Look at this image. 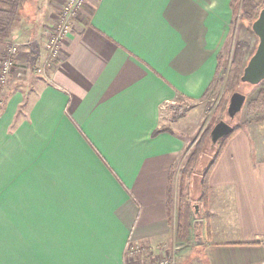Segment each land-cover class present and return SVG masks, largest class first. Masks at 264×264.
Returning <instances> with one entry per match:
<instances>
[{
	"label": "crops",
	"instance_id": "obj_1",
	"mask_svg": "<svg viewBox=\"0 0 264 264\" xmlns=\"http://www.w3.org/2000/svg\"><path fill=\"white\" fill-rule=\"evenodd\" d=\"M58 2L24 0L9 39L0 264H127L130 242L153 256L176 238L184 149L174 129L154 131L171 125L167 104L201 102L231 51V0H88L38 72ZM209 188L201 264H264V122L226 142Z\"/></svg>",
	"mask_w": 264,
	"mask_h": 264
},
{
	"label": "rangeland",
	"instance_id": "obj_2",
	"mask_svg": "<svg viewBox=\"0 0 264 264\" xmlns=\"http://www.w3.org/2000/svg\"><path fill=\"white\" fill-rule=\"evenodd\" d=\"M255 3L260 5L264 0H254ZM251 20L249 18H244L240 10L238 12L233 13V22L231 25L228 42L231 41V51L233 47V41L235 39H242L248 42L249 48L247 49L246 53L250 56L251 51L253 48L256 49L257 46V37L250 32ZM230 39V40H229ZM18 46V44H15ZM20 50V47L18 48ZM3 53L5 52L2 49ZM225 51V50H224ZM231 51H227L229 53L224 54L223 52V65L227 67ZM0 56V59H4L5 56ZM47 53V52H46ZM58 61H56L57 63ZM45 66H43L41 71H44V68H48V53L45 59ZM55 63V62H54ZM55 63V65H56ZM16 65V63H15ZM47 65V66H46ZM41 69V68H40ZM32 71V70H31ZM37 72L36 69H33V72ZM7 82V80H6ZM3 83H0L2 85ZM255 86L248 85L246 83H241L237 86L235 91H238L246 96V102L253 93ZM223 91V84L219 86L217 92L215 93L214 97L211 101L206 104L205 102H189L186 100L177 101L173 104H167L163 111L164 116L167 117L168 121L170 122V129H174V131L181 135L182 139L184 140V149L183 155L181 157L180 163L177 171V189L176 191L179 192L180 188V179L181 176H185V184L187 183L188 188L187 192H185L186 199L191 202L197 201L199 197V178L202 170L209 164L213 156L215 155V150L217 149V144L212 146L210 139H205L203 148L199 151L198 154L195 155V159L187 166V161L189 156L194 151V146L197 141L203 136L206 129L208 127H213L215 121L218 120H225L233 127L240 123V114H237L233 119H229L226 115V108L222 114L214 115V110L219 100V97ZM245 102V103H246ZM244 103V104H245ZM227 107V106H226ZM181 114H179V113ZM178 113L179 116L176 114ZM242 124V123H241ZM172 127V128H171ZM184 173L182 172L184 170ZM179 194L174 195L172 208H173V218L176 227V210L178 204ZM196 204V203H193ZM197 205V204H196ZM198 213L192 219V230L189 236L188 241L181 242L177 237L174 238L173 243L170 245L160 246L157 249V253H161L163 256L167 257L172 264H201L200 258L204 252V233L203 228L205 226L204 219H208V216H205V213L201 206L197 205ZM144 253V252H143ZM153 255V257L155 256ZM151 256V255H149ZM157 256V255H156ZM147 256L145 255L144 258ZM160 257V256H159Z\"/></svg>",
	"mask_w": 264,
	"mask_h": 264
},
{
	"label": "trees",
	"instance_id": "obj_3",
	"mask_svg": "<svg viewBox=\"0 0 264 264\" xmlns=\"http://www.w3.org/2000/svg\"><path fill=\"white\" fill-rule=\"evenodd\" d=\"M24 3V0H0V45L10 46L9 39L12 32V27L16 22L17 18L20 15L21 7ZM264 2L260 5L254 2V0H231L230 7L233 13L238 12L240 10L241 15L244 18H249L251 22L257 17L260 9L262 8ZM250 32L253 33L251 29V23L249 26ZM254 34V33H253ZM255 35V34H254ZM256 36V35H255ZM258 43V39H257ZM249 48L248 42L242 39H235L233 41V47L231 51L230 61L225 67L223 65V58L221 55L218 56V64L216 67L215 74L208 84L206 89L204 90L202 96L200 97V101L208 104L211 99L214 97L220 85L223 84V91L219 97L217 105L214 110V115L222 114L225 110L229 96L232 92H234L240 82V75L242 73L243 67L246 64L249 57L255 51V48L251 51L250 56L247 55L246 51ZM255 89L253 93L250 95L251 98L247 100L244 104L242 110L240 111V123L234 126L233 131L222 138L217 143V149L215 150V155L209 162V164L202 170L199 178V197L197 201L191 202L186 199L185 196V176H181L180 179V188H179V198L176 210V227L175 234L176 237L181 242H186L189 239L191 230H192V219L195 217L196 213L192 206L193 203L201 206L203 209L205 216L209 215L208 210V202H209V177L210 174L215 167L220 154L226 144V142L236 133L238 132L244 124L250 122H264V79L257 85H254ZM179 113V112H178ZM178 113L176 114L177 116ZM181 114V113H179ZM219 120L217 119L215 123ZM242 123V124H241ZM212 128L208 127L203 133V136L194 146L193 153L189 156L187 161V166L191 164V162L195 159V155L199 153V151L204 146L205 139L209 138V133ZM170 131L169 126H162L154 131V134H157L161 131ZM186 169L182 171L184 173ZM171 179V176H170ZM168 203H171L170 198L168 199ZM208 232V231H207Z\"/></svg>",
	"mask_w": 264,
	"mask_h": 264
},
{
	"label": "built area",
	"instance_id": "obj_4",
	"mask_svg": "<svg viewBox=\"0 0 264 264\" xmlns=\"http://www.w3.org/2000/svg\"><path fill=\"white\" fill-rule=\"evenodd\" d=\"M88 0H61L56 5L54 11V30L51 31L44 43L46 52L48 53V68H53L58 60L62 43L70 36L72 19L78 16L80 10L84 7ZM4 59H0V83H5L12 72L16 56L18 54V46L12 44L4 47ZM55 62V63H54ZM38 68L37 71L41 72ZM143 247L128 243L126 246L127 264H172L167 257L161 253H157L154 257L147 256L144 258ZM160 256V257H159Z\"/></svg>",
	"mask_w": 264,
	"mask_h": 264
},
{
	"label": "water",
	"instance_id": "obj_5",
	"mask_svg": "<svg viewBox=\"0 0 264 264\" xmlns=\"http://www.w3.org/2000/svg\"><path fill=\"white\" fill-rule=\"evenodd\" d=\"M251 29L258 39L255 51L249 57L240 75V82L248 85H257L264 79V4L257 17L251 23ZM246 96L238 91L231 93L226 107V115L233 119L242 110ZM233 126L225 120L214 124L209 133L211 145L214 146L233 131ZM195 213H198L196 204H192Z\"/></svg>",
	"mask_w": 264,
	"mask_h": 264
}]
</instances>
